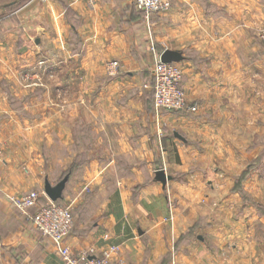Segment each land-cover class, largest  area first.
<instances>
[{
    "label": "crops",
    "instance_id": "0c3cea01",
    "mask_svg": "<svg viewBox=\"0 0 264 264\" xmlns=\"http://www.w3.org/2000/svg\"><path fill=\"white\" fill-rule=\"evenodd\" d=\"M134 1L0 0V264H59L9 202L53 174L74 253L264 264V0H169L149 28ZM164 49L183 57L186 107L156 114Z\"/></svg>",
    "mask_w": 264,
    "mask_h": 264
},
{
    "label": "built area",
    "instance_id": "2783aa9c",
    "mask_svg": "<svg viewBox=\"0 0 264 264\" xmlns=\"http://www.w3.org/2000/svg\"><path fill=\"white\" fill-rule=\"evenodd\" d=\"M134 6L142 14L149 28L151 16L167 11L170 5L168 0H135ZM259 38L264 45V25L259 33ZM159 56L160 54L150 69L153 80L152 104L154 112L160 114L183 111L186 107V100L182 88V68L179 63L161 62ZM117 67L116 61L110 62L107 64L108 73L114 74ZM1 161L2 149L0 148V163ZM40 198V193L28 191L19 196L9 197V202L31 220L43 237L52 240L59 264H113L110 254L118 251L117 245H111L109 249L103 250L99 257H91L84 251L74 253L65 246L64 241L73 229V216L70 207L51 202L47 198L44 204H40Z\"/></svg>",
    "mask_w": 264,
    "mask_h": 264
},
{
    "label": "water",
    "instance_id": "95a60500",
    "mask_svg": "<svg viewBox=\"0 0 264 264\" xmlns=\"http://www.w3.org/2000/svg\"><path fill=\"white\" fill-rule=\"evenodd\" d=\"M160 61L164 63H179L183 60V57L179 51L164 49L160 53ZM155 179L162 184H165L166 180L169 179L164 173L162 169H158L155 171ZM67 181V176H64L61 180H59L56 184L51 185L47 180L44 182L43 193L48 200L51 202H56L57 200L62 198V192Z\"/></svg>",
    "mask_w": 264,
    "mask_h": 264
},
{
    "label": "rangeland",
    "instance_id": "374dc122",
    "mask_svg": "<svg viewBox=\"0 0 264 264\" xmlns=\"http://www.w3.org/2000/svg\"><path fill=\"white\" fill-rule=\"evenodd\" d=\"M169 1V0H168ZM155 15V14H154ZM154 15H152L151 16V18H150V22H151V19H152V17H154ZM262 29V28H261ZM261 29H260V31H261ZM260 31H259V33H260ZM259 33H258V39L260 40V38H259ZM260 42H261V40H260ZM262 43V42H261ZM153 49V47H151L150 46V49ZM41 63L42 62H40L39 64L41 65ZM109 64V63H108ZM63 175L64 174H62V175H58V174H53V176H52V185L53 184H56L62 177H63ZM32 191H34V190H32ZM36 191V190H35ZM36 192H38V193H40L41 194V199H40V204H44L45 203V201L47 200L46 199V196L44 195V193H43V191H36ZM86 193H87V191H85ZM63 199V197L61 198V199H59V200H57L56 201V203L57 204H59V205H65V206H69L70 207V210H71V213L73 212V206H71V204H70V202L71 201H63L62 200ZM72 216H73V214H72Z\"/></svg>",
    "mask_w": 264,
    "mask_h": 264
}]
</instances>
